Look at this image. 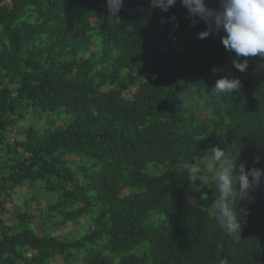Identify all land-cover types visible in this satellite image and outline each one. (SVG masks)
Instances as JSON below:
<instances>
[{"label": "trees", "instance_id": "16d2710c", "mask_svg": "<svg viewBox=\"0 0 264 264\" xmlns=\"http://www.w3.org/2000/svg\"><path fill=\"white\" fill-rule=\"evenodd\" d=\"M118 17L107 0H0V264H264V182L238 202L232 237L215 219L214 179L201 167L191 184L185 167L219 146L237 169H264V59L235 69L224 33L198 38L207 25L180 0L167 12L123 0ZM224 76L239 93H213ZM29 111L69 123L10 142ZM11 182L56 196L61 227L91 231L64 242L31 230L27 213L7 224Z\"/></svg>", "mask_w": 264, "mask_h": 264}, {"label": "clouds", "instance_id": "9594fccd", "mask_svg": "<svg viewBox=\"0 0 264 264\" xmlns=\"http://www.w3.org/2000/svg\"><path fill=\"white\" fill-rule=\"evenodd\" d=\"M180 2L188 10L193 24L197 22L196 18L206 23V30L199 32L198 38L224 33L221 42L227 51L235 53L232 61L235 69L240 72L248 69L249 61L242 60V57L259 56L264 59V0H220L219 9L210 7L207 0ZM150 3L152 8L167 12L176 5L177 0H150ZM122 7L123 0H107L112 20L119 22L118 13ZM217 70L213 68V72ZM241 87L242 81L238 77L224 76L216 81L212 91L218 95H233L239 93ZM236 164L237 159H232L230 151L211 146L203 155L194 156L192 162L185 166L191 184H196L204 173L214 179L217 189L215 219L225 233L232 237L240 235L242 229V212L238 209V202L264 182V169H248L245 163H241L237 169Z\"/></svg>", "mask_w": 264, "mask_h": 264}, {"label": "rangeland", "instance_id": "374dc122", "mask_svg": "<svg viewBox=\"0 0 264 264\" xmlns=\"http://www.w3.org/2000/svg\"><path fill=\"white\" fill-rule=\"evenodd\" d=\"M95 26V22H92ZM126 73L122 72L119 77L120 82H125ZM111 100H116L120 95L119 89H114L109 92ZM10 102V101H9ZM62 117V120L59 119ZM57 120L56 127H65L69 123L68 118H64V114H44L40 111H29L23 121L12 131L10 136V142L23 141L25 133L29 128H38L42 131H47L53 121ZM70 165L73 167L78 164H82L80 158H69ZM1 166V163H0ZM151 172H155L151 170ZM4 171H0V177ZM11 198L10 201H6L7 214L4 216L7 224H12L11 215L16 212L27 213L31 216L30 228L34 230L38 235L43 232H50L53 237L59 241L69 242L70 239L83 236L85 233L91 231L92 226L86 220H80L77 225L68 224L66 227H61L59 224L58 216L54 211H51L52 203L57 199L56 196L48 197L42 193L41 190L33 188L31 186H18L17 182H11L8 184ZM141 192V191H140ZM143 199H145V196ZM50 264H63L61 257L53 259ZM77 264H90V262L79 261Z\"/></svg>", "mask_w": 264, "mask_h": 264}]
</instances>
